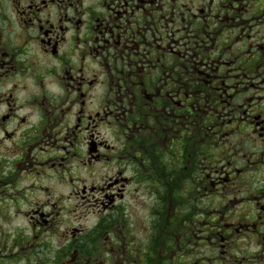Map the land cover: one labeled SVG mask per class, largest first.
I'll return each mask as SVG.
<instances>
[{
	"label": "flooded vegetation",
	"instance_id": "af4514ba",
	"mask_svg": "<svg viewBox=\"0 0 264 264\" xmlns=\"http://www.w3.org/2000/svg\"><path fill=\"white\" fill-rule=\"evenodd\" d=\"M2 185L0 264H264V0H0Z\"/></svg>",
	"mask_w": 264,
	"mask_h": 264
},
{
	"label": "rangeland",
	"instance_id": "374dc122",
	"mask_svg": "<svg viewBox=\"0 0 264 264\" xmlns=\"http://www.w3.org/2000/svg\"><path fill=\"white\" fill-rule=\"evenodd\" d=\"M27 183L24 180L21 185H25ZM29 183V182H28ZM16 188L12 185H2L0 186V252L2 255L8 256L11 254L10 249L7 248V243H23V235L24 237L29 236L31 233L30 226L28 225L27 218L23 215V213L19 212L17 207L21 205V209L26 207H31V204L36 201H41L40 199L35 198H27L26 200L20 199L23 195H6L7 192L13 191ZM6 193V194H5ZM43 200L47 202H58L59 204L62 202L61 200L51 199L47 200L45 197L41 196ZM9 198V199H8ZM17 198V199H13ZM79 209L81 207H78ZM18 213V214H17ZM35 241L39 243L42 240L47 242L50 241V238H45L44 236L40 238H35L34 233L30 238L29 242ZM8 252L4 254L5 252ZM1 254V253H0Z\"/></svg>",
	"mask_w": 264,
	"mask_h": 264
}]
</instances>
